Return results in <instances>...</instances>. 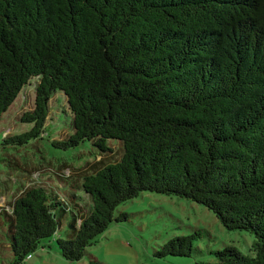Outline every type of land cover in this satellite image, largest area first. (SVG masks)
Listing matches in <instances>:
<instances>
[{
    "label": "trees",
    "instance_id": "trees-1",
    "mask_svg": "<svg viewBox=\"0 0 264 264\" xmlns=\"http://www.w3.org/2000/svg\"><path fill=\"white\" fill-rule=\"evenodd\" d=\"M30 83L18 120L31 127L1 145L41 139L58 92L72 132L50 145L88 141L99 159L68 176L63 196L31 185L0 206L1 264H24L52 239L67 261L106 264L88 248L144 191L254 235L250 254L227 245L194 264H264V0H0V120ZM199 236H173L151 256L189 257Z\"/></svg>",
    "mask_w": 264,
    "mask_h": 264
},
{
    "label": "rangeland",
    "instance_id": "rangeland-1",
    "mask_svg": "<svg viewBox=\"0 0 264 264\" xmlns=\"http://www.w3.org/2000/svg\"><path fill=\"white\" fill-rule=\"evenodd\" d=\"M30 83L19 92L13 103L0 120V206L19 194L26 186L42 185L46 189L63 196L69 190L68 179L72 173L86 170L85 162L99 159L97 150L88 141L76 147L59 149L50 145L53 138L59 139L64 133H71V115L68 113L65 98L60 93L53 95L49 102L42 138L17 147H3L4 135L18 134L28 130L30 123L20 122L18 117L33 106L34 91ZM65 112V113H64ZM112 143L120 144L117 140ZM114 156V154H113ZM111 161L110 159H108ZM15 161V164H13ZM80 181L76 179V183ZM78 195L82 192L78 190ZM117 211L128 214L123 223H112L107 228V237L101 235L99 242L114 240L118 243L115 254L90 246L94 253L108 264H194L196 261L216 262L213 251L224 246H234L244 254H250L254 235L243 230L226 229L207 207L192 200L172 195L144 191L137 197L120 204ZM68 218H64L58 236L64 238L68 232ZM198 230L200 236L193 241L196 250L189 257L167 256L156 259L151 256L154 249L177 235H187ZM52 243L38 247L27 257L24 264H77L65 260L59 253L53 239ZM49 243V242H48ZM8 249L1 250L0 262L10 257ZM102 260V259H101ZM1 264V263H0ZM79 264H86L82 259Z\"/></svg>",
    "mask_w": 264,
    "mask_h": 264
},
{
    "label": "crops",
    "instance_id": "crops-1",
    "mask_svg": "<svg viewBox=\"0 0 264 264\" xmlns=\"http://www.w3.org/2000/svg\"><path fill=\"white\" fill-rule=\"evenodd\" d=\"M108 232L105 231L103 233L104 238L107 237ZM111 238H108L105 242H99L98 240L96 241V243H94L95 245H93V247H98L100 249V253H102V251H105V253L109 252L115 254L114 248L117 247L118 243L114 240L108 242V240ZM88 251L91 252L92 254H94L97 258H99L100 260L102 259L103 262H105L106 264H108L103 258L99 257L97 253H94L91 248H88ZM81 261L77 262V264H79Z\"/></svg>",
    "mask_w": 264,
    "mask_h": 264
}]
</instances>
